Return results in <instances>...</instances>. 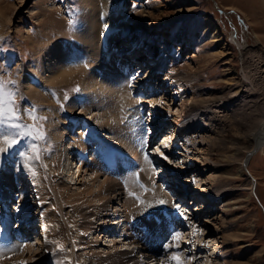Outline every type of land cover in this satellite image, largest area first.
Instances as JSON below:
<instances>
[{
	"label": "rangeland",
	"instance_id": "obj_1",
	"mask_svg": "<svg viewBox=\"0 0 264 264\" xmlns=\"http://www.w3.org/2000/svg\"><path fill=\"white\" fill-rule=\"evenodd\" d=\"M165 1L167 0H115L113 3L115 16H121L123 11L121 17L123 20L126 19L125 22L129 21V28L114 32L117 40L107 44L108 55L105 56V60L115 61L116 65L130 76L129 87L132 89L130 96L133 102L136 101L133 105L139 112L136 121L140 119L141 124L138 127L137 124L128 125L125 121H121L119 127L131 129L128 132L125 130L126 133L131 131L133 134H138L133 140V145L135 149L140 146L136 156H132L131 152L128 153L119 144V141L121 142L119 138L112 136L115 142H111L108 136L105 139L101 137L99 128L101 119L93 120L94 113L87 115L81 104L76 108H70L71 104H76V100L85 97L80 82V78L82 79L84 75L61 79L57 84H44L47 89L43 92L46 96H51L53 103L32 100L27 93L29 81L26 77L31 78L36 86L42 84L39 76L44 70V59L56 44H59L66 53L73 56L80 55L82 42H80L79 33L85 31L83 19L85 0H0V80L15 81L12 90L17 93L15 102L22 109L30 110L31 106H35L38 109L36 115L47 117V120L43 121L46 138L35 141L39 148L40 159L30 158L32 153L27 150L26 145L32 141L28 139H24L10 153L0 155V186L6 170V173L12 175V179L14 178V182H17L22 190L25 181L28 180L38 189L39 197L42 192L48 194L41 196V204L38 202L35 211L24 212L28 216L36 213L32 215V218L39 222L40 227L34 223L31 224L36 228L41 239L45 240V237L47 239L49 235L47 232L49 225L45 226L50 218H47L51 211L50 204L55 199L59 200L57 190L61 183H64L69 191H65L67 195L83 194L82 191L86 187L92 188L95 195L100 188V183L103 181L108 183L107 179L111 173L117 171L123 174L124 180H131V192L121 189L120 201L115 200L106 204L107 209L104 211L93 208V205L96 206L97 203H88L90 218H87L85 222L89 223L90 220L94 222L95 219L103 217V228L105 223L106 226L110 225L109 219L124 218L127 221L132 215L130 214L132 211L127 208L135 200L141 204L135 208L142 214L140 218L147 213L155 221L160 219L162 223L167 222V226L162 224L153 226L158 240L167 241V234L179 233L176 239H169L167 243L169 250L163 253L160 259L146 252L153 264H175V261L170 260L173 253H180L182 264H264V143L259 148H255V152L247 158L244 157L245 149L239 144L220 139V135L225 131L232 132L238 127L237 121L234 127L232 118L247 122L241 113L242 110L250 113L252 122H258L263 117L264 0H168L172 5L169 9L173 12L171 16H158L156 21H153L147 12L152 13L153 16L158 15L164 9ZM130 16L132 18L128 19ZM69 19L75 20L71 28L68 25ZM133 23L139 29L133 28ZM204 25H209L208 30L203 29ZM214 32L219 36L216 41L211 39ZM128 37L134 39L130 42L131 44L128 43L130 41L127 40ZM144 47L147 49L150 47V50H155L158 54L154 58L142 54ZM133 51L142 55L141 61L143 57H146L140 65L136 61L130 62L132 53L124 54ZM226 51L228 55L224 56L222 52ZM220 53L224 57H220ZM85 61L86 65H83V69L91 71L93 69L91 63L88 64V61ZM227 61H230L234 73L244 83V92L237 98L236 96L232 98L234 95L229 93V96L227 95L229 98L220 97L219 100L201 104L199 100L207 97L208 94L227 93L225 82L230 76L227 64L223 65ZM166 63L167 67L169 66L167 70L170 74V83L173 85L163 84L165 74L162 73L165 67L162 66ZM28 66L31 67L30 72L27 69ZM149 67L156 76L144 79L143 77L148 75ZM32 69L34 73H31ZM75 72L78 70H73V73ZM179 80H184V84L175 96L172 90L174 86L180 84ZM180 95L185 97L183 102H192L191 110L181 109L180 97H178ZM130 110V107L126 108V111ZM50 114H53L51 118H56L55 122L50 120ZM56 114L59 116L56 117ZM58 118L66 119V125L69 123L67 127L70 130L67 129V131L71 133L68 135L71 136L69 141L71 144H76V139L87 141V145L85 143L87 149L83 152L77 151L76 158L88 163L94 160L96 168L93 169L92 174L85 166L78 179L70 177L71 181L68 180V182V178L61 176V173L67 169L61 164L63 143H59V137H51V132L61 125ZM20 119L25 125L33 123L24 114H21ZM175 119L179 126L173 123ZM133 121L135 122L132 120L129 123ZM72 125L75 127L74 130ZM180 128H184L185 134L182 133L175 139L177 135L174 134ZM57 131L58 129L55 132ZM79 131L82 132L79 136L74 134ZM122 132L119 135L124 133ZM171 135H174V138H171ZM164 141L166 143L161 145ZM101 142L113 150L118 161L108 148L100 151ZM71 144L69 146L73 148ZM0 146L3 145L0 144ZM184 147H189V150L184 152ZM159 148L161 151L155 154ZM74 149L78 148L74 147ZM26 151L27 156L22 157L20 153ZM29 158L33 162V167L27 165ZM141 159L144 160L146 167L140 164ZM203 159L208 161L204 167L201 165ZM13 162L17 165L11 169ZM119 162L126 169L140 165L139 170L133 168L131 172H124ZM98 166L105 168L106 174L100 171L104 176L101 173H95L99 169ZM9 168L10 172L7 171ZM157 168L162 169L160 173L162 176H159ZM240 172L243 174L240 175ZM146 184L149 187L153 185L166 194L178 192L180 197H174V201L170 204L168 202L163 205L157 204V206L153 204L154 208L152 206L149 209L148 204H145V207L142 205V202H145L143 196L149 191ZM18 193H16V199H10V203H7L9 208L3 209L5 217H10V220L8 223H0V237H2L0 249L9 253L4 256L2 255L6 253H0V264H10L15 257L21 256L26 251L29 240L30 243L34 241L31 239L32 235L25 244L21 243L17 237L12 239L9 237L10 233L19 230L18 227L22 225V221L19 222L22 211L18 207V201L29 199L25 192V194ZM113 195L111 193L106 198ZM106 198L103 201H106ZM207 199L210 200L205 201ZM166 206L173 208L170 212V227L169 221L162 216ZM196 209L199 210L196 211ZM57 212H55L56 215H58ZM104 214H110V216ZM11 227L12 230H10ZM100 228L98 227L96 236L94 235L97 238V240L94 238L96 245L104 234ZM183 233L188 237L186 247H189L191 252L194 250V254L188 255V251L185 252L187 248L183 245ZM141 234L144 239L149 237L146 232ZM117 238L114 235L113 238L108 239L109 246L103 247L104 253L92 248L82 252L84 255H90L89 252L92 251V254L99 257L112 255L122 245V239L116 241ZM81 240L73 239L76 244L75 249H78ZM209 240L212 241L209 242ZM21 245L23 247H20ZM50 245L52 244L48 243L44 248L38 246L37 253L46 255L44 250ZM8 248L17 249L8 251ZM64 250L57 252L62 253ZM183 252L185 258L181 257ZM213 252L211 259L206 257ZM58 253L56 255H59ZM123 254L125 253L121 252L119 255ZM55 260L56 258L49 264H55ZM138 263V259H134L126 264Z\"/></svg>",
	"mask_w": 264,
	"mask_h": 264
},
{
	"label": "bare ground",
	"instance_id": "obj_2",
	"mask_svg": "<svg viewBox=\"0 0 264 264\" xmlns=\"http://www.w3.org/2000/svg\"><path fill=\"white\" fill-rule=\"evenodd\" d=\"M114 1L115 0H85L86 2L85 3L86 6L84 7L85 15L83 12L85 31L84 33L83 32L81 34L79 33L80 35L79 39H80V42H82V50H80V55L78 54V56H73L69 53H66V51H64V49L61 48L59 44H56L52 48V50L46 54V57L44 59V67H43L44 70L39 76V79H41V83L43 85L40 84L39 86H36L35 82L31 80V78L28 75V78L30 79H27L26 77V80L29 81L27 85V93H28L29 98L32 100L33 99L38 100L41 103L43 101H45L46 103H53L54 101L51 99V96L50 97L49 95L46 96L45 92H43L47 89V87L44 84H57L58 81L61 79L66 80V79H70L71 77L75 78V76H78L81 74H82L81 76L84 75L82 79L80 78L81 80L80 82L82 83V90H83L82 92L83 94H85V97L83 99L76 100L77 101L76 104L74 103L71 104L70 108H76L77 105L81 104L82 109H84V112L87 115H91V113H94L95 115H93V118H92L93 120L94 118L101 119V123L99 124L101 137L105 139V137L108 136V139L111 140V142L112 141L115 142L112 136H115V138H119L121 140V142L119 141V144H121L127 150L128 153L131 152L132 156L134 155L136 156L137 149L140 145L135 149V146L133 145V140L138 136V134H133L131 133V131L129 133H126L125 130L128 132V130H131V129H128V128L126 129L125 127H123L124 129H122L121 127H119V123L121 121H125V124H128V125L137 124L138 127H140L139 124H141L140 119H137L136 121L137 116H139L138 108L136 109V107H133L136 101L133 102V99H131V96H130L131 91H132V89L129 87L130 76H128V73H126L124 69L123 70L120 69L116 65L115 61L108 62V60H105V56L108 55L107 44H109L110 42H115L117 40L114 32L115 31L120 32L122 30L129 28L128 27L129 21L125 22L126 19L123 20L121 17L123 16V11L121 12L122 13L121 16H118V15L117 17L115 16L114 14L115 11H113ZM169 1L167 0L164 2L165 3L164 9L158 15L153 16V14L150 12H147V15L152 17L153 21H156L158 16H162V17L171 16L173 12L169 10L172 7L171 2ZM97 7H99V9H97ZM130 18H132V16H130L128 19ZM204 26L205 27H203V29L208 30L207 27L209 25H204ZM133 28H135L136 30L139 29V27H137V25L135 24L133 25ZM218 38L219 36L215 35V32H214V35L211 36V39H213L212 41H216ZM127 40L128 41L130 40L128 42L129 44H131L130 42L134 41L132 37L131 38L128 37ZM149 48L150 47H148V49ZM148 49L147 47H144L142 54L150 55L152 56L151 58H154V56L158 54L155 50L149 49L150 51H148ZM130 53L133 54V56H131L130 62L136 61L138 62L139 65L146 58V57H143L141 61L140 58L142 57V55L140 53H136V51L129 52V53L125 52L124 54L129 55ZM243 53H246V52H243ZM222 54H224L225 56V55H228V52L227 51L222 52ZM222 54L220 53L219 56L224 57ZM84 61L85 62L88 61V64L89 62L91 63L90 65H92V68H93L91 71H86L85 69H83V65L84 64L86 65ZM226 64L228 67L227 71L230 76L225 82L227 85L226 90H228L227 93L220 92L221 94H218V93L208 94L207 96L208 98L205 97L199 100L201 104L204 105L208 102L219 100L220 97L229 98L228 97L229 93L230 95L231 94L234 95L232 96V98H234L235 96H236L235 98H237L238 96L242 94V92H244L243 91L244 83L237 77V74L234 73L235 71L232 69L233 67L230 64V61L225 62L223 65H226ZM186 66L188 68V65ZM162 67H165L166 69L164 68L163 70L166 71L169 66L167 67V63H166ZM149 68L151 69V67ZM27 69L29 71L31 67L28 66ZM150 69L148 70V75H145L143 77L144 79L149 78L151 76H156V73H154V71ZM73 70L74 71L78 70L79 74L78 72L73 73ZM165 71L162 73V74H165L163 84L173 85L172 83H170V74L168 70L166 72ZM31 73H34L33 69ZM178 83L180 84L174 86L172 90L175 96L178 94V90H180L181 86L184 84V80H179ZM178 97H180L179 101H180L181 109L191 110L192 102L190 101L183 102L182 100L183 98H185L183 95H180ZM56 104L58 103L56 102ZM42 106H45V105H42ZM127 107H130L131 110L126 111ZM247 112L245 110H242L241 112L242 115L246 118L247 122L246 123L240 122L232 118L233 125L237 121L238 127H236L235 130H232V132L225 131L224 134L220 135V139L224 140L225 142H229V143L233 142V144H239L242 148L245 149L244 157L246 156L247 158H249L255 152L254 151L255 148H259L264 143V106H263V117L259 121L257 120L258 122H255V121L252 122L251 120L252 116L250 115V113H247ZM52 116L53 114H50L49 117L51 118ZM58 116L59 115L56 114V117ZM54 119L56 118H51L50 120L54 121ZM65 120L66 119L64 118H60V119L58 118V122H61V125L59 127L56 126V128L58 127L57 128L58 131L57 133L55 132L57 129L55 131H52L51 137L54 138L57 136L59 137V143H63L62 145L63 151L61 153V164L63 165V167L65 165L67 169L63 173H61V176L68 178L67 179L68 181L70 177L72 178L74 177L78 179V177L80 176L81 170L85 168V166H87V170L91 171V174L93 173L92 172L93 169L96 167L94 165L95 164L94 160L91 161V163H88V162H84L83 159L78 160L76 158L77 151L83 152V150L87 149L85 146V143L87 145V141H83V140L81 141V140L76 139L75 141L76 144H73V143L71 144V142H69L71 140V136L70 137L68 136L71 133L67 131L68 129L67 126L69 125V123L68 125H66ZM132 120H135V122L133 121L129 123V121H132ZM138 120L140 123L138 122ZM174 122L176 123L177 120L176 119L173 120V123ZM212 122L214 121L212 120ZM247 124L249 125L247 126ZM74 125H72L73 130L75 129ZM176 125L179 126V123H176ZM68 130H70V128ZM138 130L140 131L141 128ZM246 131H248V133H245ZM121 132L123 134L119 135V133ZM81 133L79 131V133L75 132L74 134H78L79 136ZM182 133L185 134L184 128H180V130L177 131V133L175 132L174 135H177V137L175 136V139L180 137ZM174 135H171V138H174ZM163 143H166V142L165 141L162 142L161 145H163ZM70 144L73 145V148L69 146ZM74 147L78 149L75 150ZM183 150L184 152H186L187 150H189V147L188 148L184 147ZM65 151H67V153ZM160 151L161 149L159 148V151H156L155 154H157ZM14 162L12 163V166L10 167L11 169L13 167H16L17 165V163L14 164ZM27 163H28L27 165L33 167V164H32L33 162H31L30 158L27 160ZM19 164H20V161H19ZM140 164L142 165V167H146L145 162L142 159H141ZM206 164H208V161L203 159V161H201L202 167L206 166ZM10 168L7 170L8 172L11 171ZM98 168L99 169L95 173L100 174L101 173L100 171L102 172L106 171L105 168H101V166H98ZM74 170L76 171L74 172ZM156 170H158L159 176H162L160 175L162 169L157 168ZM104 174L106 173L104 172ZM239 174L241 175L243 173L240 172ZM3 176L4 177L1 180L2 184L0 186L1 188L0 190V214L3 209L9 208V205L7 203L9 202L10 199H16V193L18 192L20 194L26 193L29 199L27 200L23 199V200L18 201V205H19L18 207L22 211V213H20L21 219L19 220V222L22 221L21 226L34 223L36 224L37 227H40L39 222L34 221L32 218V215H36V213H33L30 216H28V214H24V212L26 210L35 211L38 204L41 202V196L42 195L45 196L48 194H46L45 192H42V194L39 197L38 189L35 188L33 185H31L28 180L25 181V184L22 190L21 187H18L19 184L17 182H14L13 180L14 178L12 179V175L10 174L8 175V173H6V170ZM110 177L109 179H107L108 183L104 181L100 183V188L95 195H94V192L92 191V188L90 189V187H86V189L82 191L83 194H78L74 196L67 195L65 194V191H68V190L66 189L65 184L61 183V186H59L57 190L59 191L57 194V197L59 200L56 201L55 199L53 203H51L52 201L50 202L51 211L49 213V216L47 217V218L49 217L50 218L47 220L48 223L45 226L47 227L49 225V228L47 231L49 235H47V239L45 237V240H42L40 235H38V233L35 235H32L33 237H31V239H34V241L32 240L33 242L30 243V240H29V243L26 244L28 245V247L26 248V251H24V253L21 256L17 258L15 257V259L12 260L10 264H22V261L27 262V264H44L46 262L49 264V262L54 260V258H56L55 264H126L128 262H132L134 259H138V262H139L138 264L140 263L153 264L152 260H150V257L147 256L148 254L150 256L151 255L158 256V258L160 259L163 253H166L164 251L163 245L167 243L170 238H172V235L170 234L166 235L167 241L158 240V238L155 236L153 226H161V224L163 226H167V222L162 223L160 219L155 221L154 218H150L147 213H146L147 217L143 216L140 218V215L142 214L140 213V211H138V209H135L137 206H139L140 203H137L135 200L132 201V205L130 204L131 206L129 207L127 206L128 207L127 209L132 211V213H130L132 215L129 216L131 218H128L127 221H125L124 218L109 219L108 222H110V225L106 226V223H105L103 228H102V225L104 224V221H102L104 219L103 217L95 219L94 222L93 220H90L89 223L85 222L87 218L88 219L90 218L89 217L90 213L87 208L88 203L90 202L97 203L96 206L93 205L94 206L93 208L104 211L107 209L106 204L113 202L115 200L120 201V199L122 198L121 189L127 191L128 193L131 192L130 191L131 180L130 179H129L130 181L124 180V176L122 173L114 171L113 173H111ZM143 178L145 180V173L143 175ZM146 186L149 188L150 192L149 191L146 192L145 195L143 196V198L145 199V202L143 201L142 205H144L145 207V204L146 205L148 204L149 209L152 206L154 208V205L157 206V204H159L158 202L160 201V199L165 201V203L168 202V204H170L172 201H174L173 200L174 197L176 198H178V196L180 197V195H178V192H175V191H173L174 193L166 194V193H163L160 189L153 187V185L149 187L146 184ZM169 189H171V187ZM44 190L47 191L46 188H44ZM111 193L114 195L107 199L106 198L107 195ZM182 194H185V193H182ZM90 195H92L91 196L92 198L90 197ZM19 196H22V195H19ZM104 198H106L107 200L103 201ZM208 200L210 199H207L205 201H208ZM19 208L17 209L19 210ZM143 210H145V208H143ZM171 210L172 208L169 206H166L164 208L165 213H163L162 216H164V219H166V221H169L168 220L169 212ZM197 210L199 209H196V211ZM55 212H57L58 215H56ZM104 215L110 216V214L108 215L104 214ZM128 223L131 224V226H129ZM86 226L88 227L86 228ZM98 227H101L100 231L103 232L104 234L100 238L98 245H96L97 238L94 237V235L96 236ZM34 229L36 230L35 227ZM10 230H12V227ZM2 232L3 231L1 229V233ZM23 232H25V230ZM142 232L148 233L149 237L145 239L142 238V234H141ZM183 234H184V239H183L184 244L183 245H185L186 247V244H188L186 239L188 237H186L185 233ZM114 235L118 237L116 241L122 239L121 242L123 246L121 245V248L116 249L112 255H106V256L100 255L99 257L96 254H92V251L89 252L90 255L88 254L84 255V253L82 252L86 249L92 248V249L97 250L98 252L100 251L104 253L105 251H103V247L109 246L108 243L110 241H108V239H110V237L113 238ZM22 236H25V233H23ZM27 236L30 237L29 234H27ZM94 238L96 240H94ZM1 239L2 237H0V241ZM73 239H76V240L82 239L80 246L77 247L78 249H75L76 244L74 243ZM45 241H52L53 243H51L52 245H50L48 248H46V250H44L46 255L43 256L42 253L39 255L36 250L37 248H39L38 246H42L44 248V246L48 244V243H45ZM211 241L212 240H209V242ZM160 244H162V246H160ZM214 244L215 243H213V245ZM57 245L62 246V249H65L64 252L58 253L57 251L59 249L57 248ZM186 248L187 250L185 252L188 251V255L194 254L193 252L194 250H192L191 252V249L189 247H186ZM14 249H17V248H14ZM6 252L7 251H3L0 253H6ZM121 252H124L125 254L119 255L121 254ZM214 252L207 255L206 257L211 259L210 256H213ZM8 253L3 254L2 256L7 255ZM57 253L59 255H56ZM181 257L185 258L184 252L181 255ZM4 258L6 259V256Z\"/></svg>",
	"mask_w": 264,
	"mask_h": 264
},
{
	"label": "snow or ice",
	"instance_id": "obj_3",
	"mask_svg": "<svg viewBox=\"0 0 264 264\" xmlns=\"http://www.w3.org/2000/svg\"><path fill=\"white\" fill-rule=\"evenodd\" d=\"M75 24L74 19L68 20L69 27H73ZM15 85V81H3L0 80V155H6L15 150L16 147L24 140L28 139L32 143L26 145L28 151L32 153L31 159L39 160V148L35 141H42L46 138V134L43 129V121L47 120V117H41L36 115L38 109L35 106H31L30 110L22 109L15 102L16 92L12 90ZM67 99V97H65ZM21 114L28 116L33 121L31 125H25L21 122ZM159 151V149H157ZM28 152H21L22 157L27 156ZM167 159V157H165ZM159 204L163 205L165 201L160 200ZM175 207H179L175 205ZM179 233H173L172 239H176ZM45 243H53L52 241H45ZM20 247H23L21 245ZM59 250H62V246L57 245ZM164 251L167 252L169 245L165 243L163 245ZM8 251H14L9 248ZM3 251V249H0ZM180 253H173L170 257L171 261H175V264H182L179 259ZM27 264V262H22Z\"/></svg>",
	"mask_w": 264,
	"mask_h": 264
}]
</instances>
